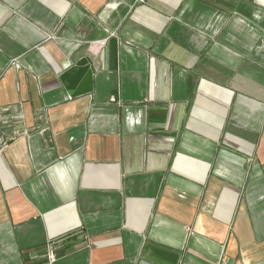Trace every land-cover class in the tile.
Segmentation results:
<instances>
[{
	"label": "crops",
	"instance_id": "0c3cea01",
	"mask_svg": "<svg viewBox=\"0 0 264 264\" xmlns=\"http://www.w3.org/2000/svg\"><path fill=\"white\" fill-rule=\"evenodd\" d=\"M0 137V264H264V0H0Z\"/></svg>",
	"mask_w": 264,
	"mask_h": 264
},
{
	"label": "water",
	"instance_id": "95a60500",
	"mask_svg": "<svg viewBox=\"0 0 264 264\" xmlns=\"http://www.w3.org/2000/svg\"><path fill=\"white\" fill-rule=\"evenodd\" d=\"M81 78V84L76 87ZM90 79L91 72L88 68V61L84 59L78 61L73 67H71L62 78L66 89L68 90V94L73 97L90 93Z\"/></svg>",
	"mask_w": 264,
	"mask_h": 264
},
{
	"label": "built area",
	"instance_id": "2783aa9c",
	"mask_svg": "<svg viewBox=\"0 0 264 264\" xmlns=\"http://www.w3.org/2000/svg\"><path fill=\"white\" fill-rule=\"evenodd\" d=\"M97 45L98 47H102L104 45V42L101 41L97 43ZM7 144L8 143L3 138L0 137V153L6 148Z\"/></svg>",
	"mask_w": 264,
	"mask_h": 264
}]
</instances>
